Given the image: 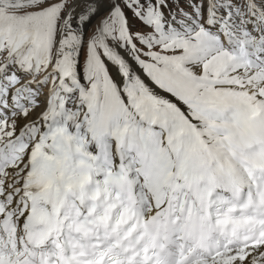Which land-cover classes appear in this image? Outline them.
Returning <instances> with one entry per match:
<instances>
[{
    "label": "snow or ice",
    "instance_id": "obj_1",
    "mask_svg": "<svg viewBox=\"0 0 264 264\" xmlns=\"http://www.w3.org/2000/svg\"><path fill=\"white\" fill-rule=\"evenodd\" d=\"M0 264H264V0H0Z\"/></svg>",
    "mask_w": 264,
    "mask_h": 264
}]
</instances>
